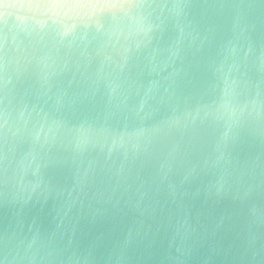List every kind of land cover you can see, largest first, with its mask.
Masks as SVG:
<instances>
[{"label":"water","instance_id":"95a60500","mask_svg":"<svg viewBox=\"0 0 264 264\" xmlns=\"http://www.w3.org/2000/svg\"><path fill=\"white\" fill-rule=\"evenodd\" d=\"M56 2L0 0V264H264V0Z\"/></svg>","mask_w":264,"mask_h":264},{"label":"clouds","instance_id":"9594fccd","mask_svg":"<svg viewBox=\"0 0 264 264\" xmlns=\"http://www.w3.org/2000/svg\"><path fill=\"white\" fill-rule=\"evenodd\" d=\"M37 7L43 9V14L47 15L48 13H53V14H60L61 10L67 7L62 0H58L56 3L52 4H41L38 5ZM85 7H93V6H85Z\"/></svg>","mask_w":264,"mask_h":264}]
</instances>
